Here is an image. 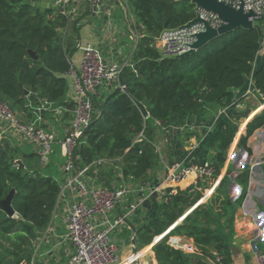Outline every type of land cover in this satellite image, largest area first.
<instances>
[{
    "label": "trees",
    "instance_id": "trees-1",
    "mask_svg": "<svg viewBox=\"0 0 264 264\" xmlns=\"http://www.w3.org/2000/svg\"><path fill=\"white\" fill-rule=\"evenodd\" d=\"M38 1L0 0V99L24 122L33 117L30 104H63L74 53L62 39L68 15L59 8L38 7ZM127 4L134 17L132 29L142 33L130 64L119 78L127 91L115 86L95 99L89 130L74 156L80 167L111 160L120 167L122 180L138 181L158 166L155 123L181 127L193 117L204 118L215 109L227 107L234 101L235 91L252 75L256 90L264 97V53L260 56L264 18L256 20L252 29L236 28L215 37L192 55L167 57L155 48L156 40L164 31L177 30L195 20L197 6L191 0H127ZM140 104L146 107L147 118L142 116ZM67 106L73 110L76 104ZM240 120L241 116L231 117L213 136L215 154L210 164L215 176L226 163ZM262 128L264 109L248 122L245 135L239 139L238 146L250 156L248 142ZM41 161L36 150L25 151L5 139L0 143V201L13 194L11 206L15 211L10 217L0 207V264L30 263L36 242L56 209L60 183ZM99 174L104 187L111 188L109 178L117 173L99 169ZM242 180L243 192L236 203L225 191L227 178L221 183L227 210L224 218L213 207L197 206L203 197L199 190L178 189L139 231L138 241L151 245L197 206L153 247L157 263L234 264L231 246L235 213L246 197V174ZM175 236L192 240L195 253L171 245L170 238Z\"/></svg>",
    "mask_w": 264,
    "mask_h": 264
},
{
    "label": "crops",
    "instance_id": "crops-1",
    "mask_svg": "<svg viewBox=\"0 0 264 264\" xmlns=\"http://www.w3.org/2000/svg\"><path fill=\"white\" fill-rule=\"evenodd\" d=\"M125 1L104 0L102 14L98 16L92 15L87 3L72 2L69 5L66 11L69 23L62 32V39L65 45L74 48L70 59L72 68L80 66L83 55L81 48L88 45L100 50L108 60H118L124 66L130 64L140 37L132 29L134 17L127 0ZM54 3L55 0L45 8H54ZM40 5L41 0L37 2V6L41 7ZM260 26L264 32V21ZM263 53L264 50L260 56ZM260 62L261 57L257 61L258 65ZM66 78L68 91L63 104H53L52 109L44 114V126L57 139L56 148L46 166L59 159V167L56 169L54 166L56 176L52 173L51 175L60 184L65 177L63 168L67 157L58 141L67 137L69 133L73 110H69L67 105L76 103L73 82L69 76L66 75ZM263 109L264 97L256 90L252 75L243 88L235 91V99L227 107L215 109L204 118L193 117L181 127L160 126L155 123L157 127L154 144L159 155L158 166L144 180L125 181L122 180L120 174H114L109 178L111 188L129 186L137 189L143 185L147 186L146 191L140 196L138 194V196H126L109 217L110 221L122 220V223L111 233V241L117 247L118 254L115 264H158L153 247L178 224H181L198 205L213 207L216 214L222 218L226 216L227 210L220 188L221 183L224 178H227L225 191L231 202L236 203L243 192L242 179L245 174L248 180L246 197L235 213V237L231 251L234 264H257L256 255L264 254V128L258 130L248 142V146L252 150L251 156L238 144L240 137L246 133L248 122ZM234 116H241L240 129L227 152V160L220 175L208 177L201 182H197L192 176L183 180L176 190L191 189L194 186L193 189L202 192V199L167 232L155 238L151 245H142L138 241L139 231L157 216L163 203L157 190L173 188L165 187L168 166L173 163L185 166L192 163H210L215 154L211 148L213 136L222 123ZM1 134L0 124V143L5 139L13 146L20 147L25 151L36 150L18 132H12L9 138H4ZM107 173L109 172L107 171ZM87 181L91 185L104 187L99 169L91 171ZM141 197H144L142 202H140ZM133 205L136 207L135 210L132 209ZM67 212L68 203L58 200L49 226L40 234L36 242L30 264H68L73 249L65 240L67 230L63 219ZM96 219L98 220V218ZM163 236L165 237L162 238ZM169 242L176 248L178 247L177 249L194 246L192 240L184 237H171ZM133 258L137 260L130 263Z\"/></svg>",
    "mask_w": 264,
    "mask_h": 264
},
{
    "label": "built area",
    "instance_id": "built-area-1",
    "mask_svg": "<svg viewBox=\"0 0 264 264\" xmlns=\"http://www.w3.org/2000/svg\"><path fill=\"white\" fill-rule=\"evenodd\" d=\"M125 1V0H120ZM238 10L243 7L246 13L253 12L258 19L264 18V0H218ZM72 2L87 3L93 16L102 14L104 0H55L54 7L67 14V8ZM126 2V1H125ZM208 22L213 28H219L224 23L215 15L198 10L197 18ZM255 23V22H254ZM202 24L191 28L181 27L177 30H166L155 42V48L167 57H178L188 50V46L195 40L194 35L203 31ZM83 55L78 68H72L67 74L73 82L76 94V106L69 123L67 137L58 143L64 149L67 161L64 164V180L60 184L59 201L68 203V212L63 219L67 230L65 240L70 244L73 253L68 264H115L118 259L117 247L111 241V233L122 223V220L110 221L109 217L121 204L126 196L142 195L146 185L137 189L129 186L108 188L91 185L87 177L93 168L104 164L99 160L89 166L80 167L76 163L74 152L80 145L84 132L89 128L94 116V102L102 93L117 86L122 92L127 86L119 82L123 68L118 60H108L100 50L91 46L81 48ZM264 50V40L262 51ZM262 53V52H261ZM53 104L44 103L29 107L33 117L24 122L0 99V124L4 138H9L12 132H18L32 144L41 156L43 165L50 162L56 137L44 126V114L52 109ZM162 126L161 123H157ZM142 136V135H141ZM195 177L197 182L215 176V169L210 163L183 165L173 163L167 168L165 187L158 189L162 202H169L177 193V187L188 177ZM137 195V196H138ZM144 197H141L140 202ZM132 209H136L135 205ZM98 218V220L96 219ZM178 248V247H177ZM186 253H195L194 246L179 248ZM138 256V255H137ZM257 264H264V254L256 255ZM137 259L133 258L130 263ZM21 264H30L27 261Z\"/></svg>",
    "mask_w": 264,
    "mask_h": 264
},
{
    "label": "water",
    "instance_id": "water-1",
    "mask_svg": "<svg viewBox=\"0 0 264 264\" xmlns=\"http://www.w3.org/2000/svg\"><path fill=\"white\" fill-rule=\"evenodd\" d=\"M191 1L197 6V10L209 12L217 16L224 24L216 29L213 28L208 22L198 17L187 25L183 26L184 28H191L194 25L202 24L204 30L194 35V42L188 46V50L185 53L178 56L179 58L194 54L208 41L214 39L217 36L226 34L227 32L232 31L236 28H243L248 30L252 29L254 27V22L258 20V17L253 12L246 13L243 7L236 10L229 5L219 2L218 0ZM32 55L34 56L33 53ZM139 107L142 116L144 118H147L149 116V113L146 107L142 104H140ZM88 130L89 128L85 130L84 135L87 134ZM19 163L22 164L21 161H19ZM193 188L194 186L191 187V189ZM168 191L171 192L172 189H169ZM12 195L13 194H10V196H8L6 200L0 201V207L4 209L10 217H13L15 215V211L11 206ZM165 236H163L162 238H164Z\"/></svg>",
    "mask_w": 264,
    "mask_h": 264
},
{
    "label": "rangeland",
    "instance_id": "rangeland-1",
    "mask_svg": "<svg viewBox=\"0 0 264 264\" xmlns=\"http://www.w3.org/2000/svg\"><path fill=\"white\" fill-rule=\"evenodd\" d=\"M53 0H41V7L42 8H44L45 9V6H47V5H49L51 2H52ZM134 31H136L137 32V34L139 35V37H141V31H138V30H134ZM30 144V143H29ZM32 145V144H31ZM33 146V145H32ZM29 147H31V146H29ZM34 147V146H33ZM56 147L54 146V149H55ZM58 161H56L55 163H51L48 167H47V170H48V172H50V173H52V175H54V176H56V173H55V169H54V166H55V168L57 169L58 167H59V165H60V163H58L59 162V159H57ZM102 166V165H101ZM100 166H97L96 167V169L98 168V169H108V170H113L114 172H116L117 174H119V173H121V169H120V167H118L113 161H111V160H105V162H104V165L102 166V167H100Z\"/></svg>",
    "mask_w": 264,
    "mask_h": 264
}]
</instances>
